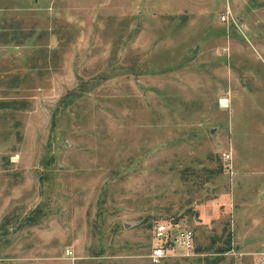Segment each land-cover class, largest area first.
<instances>
[{
  "label": "rangeland",
  "instance_id": "obj_1",
  "mask_svg": "<svg viewBox=\"0 0 264 264\" xmlns=\"http://www.w3.org/2000/svg\"><path fill=\"white\" fill-rule=\"evenodd\" d=\"M161 221L159 264H259L264 0H0V264H152Z\"/></svg>",
  "mask_w": 264,
  "mask_h": 264
},
{
  "label": "built area",
  "instance_id": "obj_2",
  "mask_svg": "<svg viewBox=\"0 0 264 264\" xmlns=\"http://www.w3.org/2000/svg\"><path fill=\"white\" fill-rule=\"evenodd\" d=\"M151 234L152 245L146 258L152 264H159L169 258L189 257L195 254V235L189 227L180 223L161 221L153 226ZM227 254L234 257L245 255L234 247L229 249ZM255 255L258 263L264 264V252Z\"/></svg>",
  "mask_w": 264,
  "mask_h": 264
},
{
  "label": "bare ground",
  "instance_id": "obj_3",
  "mask_svg": "<svg viewBox=\"0 0 264 264\" xmlns=\"http://www.w3.org/2000/svg\"><path fill=\"white\" fill-rule=\"evenodd\" d=\"M222 102L225 103V102H227V101L224 100V101H222Z\"/></svg>",
  "mask_w": 264,
  "mask_h": 264
}]
</instances>
